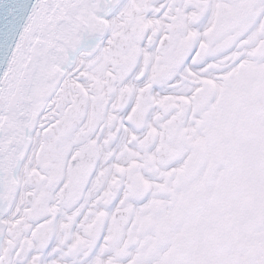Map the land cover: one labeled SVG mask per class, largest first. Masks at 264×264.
I'll return each mask as SVG.
<instances>
[{
  "label": "snow or ice",
  "instance_id": "snow-or-ice-1",
  "mask_svg": "<svg viewBox=\"0 0 264 264\" xmlns=\"http://www.w3.org/2000/svg\"><path fill=\"white\" fill-rule=\"evenodd\" d=\"M0 264H264V0H0Z\"/></svg>",
  "mask_w": 264,
  "mask_h": 264
}]
</instances>
